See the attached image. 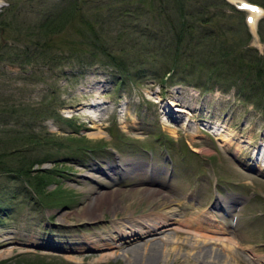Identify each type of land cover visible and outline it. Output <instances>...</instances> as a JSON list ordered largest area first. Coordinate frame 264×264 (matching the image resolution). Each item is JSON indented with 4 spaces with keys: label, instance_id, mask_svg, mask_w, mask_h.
Returning <instances> with one entry per match:
<instances>
[{
    "label": "rangeland",
    "instance_id": "rangeland-1",
    "mask_svg": "<svg viewBox=\"0 0 264 264\" xmlns=\"http://www.w3.org/2000/svg\"><path fill=\"white\" fill-rule=\"evenodd\" d=\"M12 1L0 0V21L4 9ZM14 1L17 12L14 10L13 13H19L21 21L31 25L55 13L66 3V0ZM87 1L95 6L100 2L106 4L117 0ZM246 1L264 5V0ZM158 2L141 1L140 10L131 8L135 13L113 18L111 27L103 30V49L106 46L113 49V53L134 54L135 58L141 60L143 56L151 58V50L156 44L149 41L145 26L160 18L157 15L160 9ZM188 2L194 14L206 17L202 23H207L206 31L213 32L216 38L206 35L203 41L205 46L184 54L182 64L185 66L181 69H185V73H178L174 82H185L173 86L166 84L162 88L157 78L148 76L139 81L123 80L119 71L105 59L89 57L90 46L84 47L88 53L79 61L70 59L63 63H47V60L38 57L27 63L24 55L16 57L13 54L14 48L4 50L0 47V55L4 57L0 59V162L30 163L42 159L45 162L40 166L34 165V169L54 173V179L44 189L47 196L29 190L24 179L0 174V262L219 264L201 259L197 250L204 244L202 241L205 237L197 235L201 232L195 231L191 227L193 225H184L195 210H200L202 206L207 208L213 203L215 191H220L224 196L228 193L238 196L233 214L239 217L236 221L232 216L227 217L228 231L233 232L229 235H234L241 242V248L250 246L254 253L264 257V169L245 158L244 151L237 158L233 147L227 150L228 145L211 133L215 130L214 124L224 125L227 133L234 135V143L240 141L239 144L247 145L249 141L257 145L262 142L264 89L257 87L259 92L252 91L251 83L247 80L242 88L237 84H241L239 81L232 83L238 80L235 76L249 79L245 73L238 74L234 64L227 70L229 80L217 81L209 77L208 72L202 73L211 68L210 64L223 60L218 53L209 56L208 46L214 44L221 45L229 57L238 56L241 50L252 46L264 62V13L252 27L246 24L244 13L232 9L221 0ZM105 4L103 9L107 11ZM162 28L166 31L165 26ZM20 29L19 35L11 30L3 33L10 46L14 38L23 39L26 34L22 24ZM151 29L159 37L164 34L158 28ZM139 30L144 31V35ZM133 43L138 45L132 46ZM57 55L53 54V57ZM132 60L129 57L128 61ZM192 68L195 69L194 73L186 72ZM255 83L261 85L262 81ZM89 103L92 105L86 108ZM95 103L100 105L96 107ZM165 106L172 111L170 116L162 109ZM177 108L185 112L176 111ZM94 118L100 120L95 121ZM90 124L99 126L103 136L90 137L89 132L97 129L91 128ZM142 147L150 150L152 157L148 154L150 151L146 152ZM77 148L79 150L75 152ZM166 157L173 162V175L170 178L173 185L165 189L160 200H142L127 206L133 200L130 199L131 194L125 191L134 186V181L128 180L118 186L122 194L113 204L115 209L96 219L91 213L83 214L91 219L84 221L80 218L75 222L76 209L88 201L83 189L90 182L82 176L90 171L98 175L92 167L107 170L111 162L131 159L163 169L170 168ZM106 172L107 175L100 174V177H108L109 180L113 174L109 170ZM250 191L253 194L249 195ZM183 195L186 196L184 200ZM176 199L183 202L182 207L188 214L181 224L169 225L166 231L155 236L157 238L154 239L161 244L165 241L162 249L167 251H160L158 262L128 263L122 249L116 247L99 249L86 246L80 252L68 248L71 243L67 235L78 232L84 235L90 233L94 237L95 233L106 229L101 225L116 221L126 224L143 213L176 210ZM64 216L71 221L70 224L58 220ZM77 228L83 229L73 231ZM187 231L190 233L187 234ZM88 241L86 239L85 242ZM216 247L221 249L220 246ZM239 253L244 260H251L247 251L239 250ZM260 261L254 260L252 263L264 264Z\"/></svg>",
    "mask_w": 264,
    "mask_h": 264
},
{
    "label": "trees",
    "instance_id": "trees-1",
    "mask_svg": "<svg viewBox=\"0 0 264 264\" xmlns=\"http://www.w3.org/2000/svg\"><path fill=\"white\" fill-rule=\"evenodd\" d=\"M141 1L147 0H124L123 2L117 0L106 4L100 2L95 6L87 0H66V3L58 11L31 25L21 21L19 13H13L14 10H17V3L13 0L1 14L3 18L0 21V47L4 50L14 48L13 54L16 57L24 55L27 63L37 57L47 60V63L53 61L63 63L70 59L79 61L80 57L88 53L84 47L90 46L92 47L89 53L90 58L105 59L125 79L139 81L140 78L148 76L157 78L159 83L164 84L168 77V80L173 82L178 73H185V69H181L185 66L182 64L184 54L193 51V49L200 50L201 46H205L203 41L206 35L212 39L216 37L213 32L206 31L207 23H202L206 17L202 14H194L188 0H166V2L159 0L160 9H158L157 15L160 18L152 20L150 26H145L147 28L146 34L149 33V41L156 44L155 48L153 47L154 49L151 50V58L143 56V60H141L135 58L134 54L120 55V53H113V49H108L106 46L103 49L102 43L105 39L103 30L111 27L113 18L125 13L131 12L133 14L134 11L140 10ZM104 4L107 11L103 9ZM205 6L209 8V6ZM131 8H134V11H131L133 10ZM9 15L10 18L8 19ZM20 24H22L26 34L23 39L14 38L13 44L10 46L3 33L11 30L19 35L21 32ZM162 26H165L166 31L163 30ZM152 27L162 30L164 34L159 37L151 29ZM139 32L144 35V31L139 30ZM2 39L3 45H1ZM136 45L138 44H132V46ZM209 47L210 57L218 53L219 56L223 57V60L210 64L211 68L201 70L202 73L208 72L209 77L217 81L229 80L230 74L227 70L234 67L231 65L234 64L237 66L236 72L238 74L245 73L249 79H240L235 76L238 80L232 83L239 81L241 84H237L242 88L245 80H247L249 84L251 83L252 91L259 92V89H264V62L255 48L248 46L241 50L242 52L238 53V56L229 57L227 52H223L224 48L221 45L214 44ZM1 48L0 51H2ZM168 51L172 57L169 56ZM56 53L58 55L53 57V54ZM129 57H132L133 60L128 61ZM0 59H4V57L0 55ZM188 71L191 74L194 73L195 69L192 68L186 72L188 73ZM259 80L262 81L261 85L255 83ZM252 82L254 83L252 84ZM44 162L42 159L33 160L30 163H24V161H16L14 164L0 162V174L24 179L34 193L45 196L44 189L47 183L54 179V173L34 169V165L40 166ZM4 263L6 261L0 262V264Z\"/></svg>",
    "mask_w": 264,
    "mask_h": 264
},
{
    "label": "bare ground",
    "instance_id": "bare-ground-1",
    "mask_svg": "<svg viewBox=\"0 0 264 264\" xmlns=\"http://www.w3.org/2000/svg\"><path fill=\"white\" fill-rule=\"evenodd\" d=\"M230 1L235 2L236 0ZM260 12H262V10L258 9V11L252 12L251 16L253 18H257ZM256 21L257 20L254 21L252 18H250L252 27H255ZM170 85L173 86L171 82ZM172 103L177 104L175 102ZM90 105L92 104H87L88 107L86 108H89ZM94 105L98 107L100 104L95 103ZM162 109L166 112V114L172 112L167 106L162 107ZM175 110L179 112H185L182 108H177ZM94 120L99 121L100 119L94 118ZM89 126L91 128H97L95 131L89 132L90 137L96 138L103 136V131L99 128V126H94V124H90ZM214 127L217 138L228 145L226 148L227 150H230V148L233 147L236 156L240 155V153L244 151L245 158L248 160L253 156H261L263 158L264 149L263 154L260 155V152H262L260 146L253 148V143L249 141H245L247 145L239 144L240 141H236L237 143H234V141H232V136L234 135L228 134L224 125L214 124ZM91 169L93 172L98 173V175H94V173H90V171L86 172L82 176L90 182L86 183L88 186L83 189V191L86 193V197H88V201L76 209V218H74L75 222L80 218L84 219V221L91 219L87 218L88 216H82L83 214L91 213V216L94 215L93 219H96L109 210L115 209L113 204H116L117 198L122 194V189L118 187L120 186L121 182L128 180L134 181V186H132V189L125 191L126 193L128 192L131 194L130 199L133 200L129 201V203L126 204L127 206L140 203L142 200L150 202L160 200V198L165 194L164 191L166 188L163 186L165 184H163L162 179L164 171L163 167L155 166L153 164L149 165L147 162L139 160L133 161L131 159H127L121 160L120 162L116 160V162H111L107 165V170L111 171L113 174V176H109V180H107L108 177L107 179L105 177H100V174L107 175V170H101L98 167H92ZM88 181L83 182L85 183ZM230 199L233 198H228L227 203L225 200L222 202L218 200L216 205L224 212L231 213L233 211V202L230 201ZM209 211L210 212L205 210L199 214H193L192 217L188 216V218L191 217V219L184 224L186 227L193 225L191 227L204 231V233H197V235L200 234L199 236L205 237V239L202 241L204 244L197 250V254L201 256L202 260L205 261L206 259H209L219 264H253L252 261H258V259H260L264 263V257H260L254 253L250 246L241 248V242H239L235 236L229 237L225 235L229 233L226 232V218L223 216L222 212L214 213V211ZM175 213V209L160 211L158 213L149 212L148 214L143 213L136 218L130 219L126 222V224L116 221L114 222L115 225H101L106 229L101 230L99 233H95L94 237L91 236L90 233L84 235V233L82 234L78 232L73 235H67V238H69V242L71 243L68 248H75V250L80 252L84 250L86 246H92L99 249L116 247L117 249H122V254L124 255L125 261L128 263H142V261L158 262L160 259V251H167L162 249L165 241H163V244H161L160 241L154 239L157 238L155 236L166 231L169 225H175V223L181 224L183 218L187 216V214H185L179 219L175 217ZM126 216L130 215L127 214ZM65 218V216L60 217L58 220L60 222L70 224L71 221L66 220ZM82 229L83 228H77L73 231H79ZM174 229L176 230L177 228L174 227ZM188 233L190 232L187 231V234ZM216 235L221 236L218 237ZM72 237L75 238L74 241H72ZM151 237L153 239H151ZM86 239L89 241L85 242ZM216 245L220 246L221 249L217 248ZM239 250L247 251L251 255V260H244L239 253Z\"/></svg>",
    "mask_w": 264,
    "mask_h": 264
}]
</instances>
